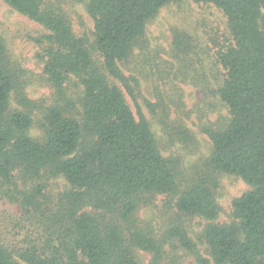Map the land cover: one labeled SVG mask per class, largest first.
Listing matches in <instances>:
<instances>
[{"label":"trees","instance_id":"obj_1","mask_svg":"<svg viewBox=\"0 0 264 264\" xmlns=\"http://www.w3.org/2000/svg\"><path fill=\"white\" fill-rule=\"evenodd\" d=\"M178 1L88 0L98 62L87 40L74 36L63 15L43 0H3L47 31L40 41L46 43L42 72L64 106L44 109L42 138L29 136L33 111L41 107L26 97V81L0 38V191L13 185L14 172L23 182L62 177L69 188L50 207L43 186L20 193L17 203L36 215L45 235L21 251L0 244V264H141L136 251L151 256L148 264H179L176 249L197 264H264V0H192L212 4L226 17L233 46L219 57L225 78L217 93L231 120L224 130H204L212 145L207 170L182 187L147 121L140 113L135 119L109 82L127 83L119 64L142 45L158 11ZM69 77L82 88L78 107L64 92ZM219 174L250 188L232 201L228 225L215 223ZM156 196H176L177 213L207 222L198 240L209 258L184 230L171 229L158 240L140 227L136 212Z\"/></svg>","mask_w":264,"mask_h":264},{"label":"rangeland","instance_id":"obj_2","mask_svg":"<svg viewBox=\"0 0 264 264\" xmlns=\"http://www.w3.org/2000/svg\"><path fill=\"white\" fill-rule=\"evenodd\" d=\"M87 2L43 0L44 5L63 15L74 36L87 40L94 60L101 62L93 47L94 22L87 13ZM47 34L42 26L0 0V38L26 81V97L41 107L33 111V126L28 132L36 140L42 138L39 120L43 110L64 106L58 103L42 72L46 43L40 41ZM231 46L233 42L221 10L208 3L180 0L158 11L146 24L142 45L119 64L127 83L109 78L122 93L135 119L140 113L147 121L160 154L172 161L180 187L187 178L199 177L207 170L205 163L211 156L212 145L204 130H224L231 120L217 93L225 78L219 57ZM64 92L78 107L82 88L76 79L69 77ZM13 176V185L0 191V244L16 252L37 246L45 235V227L36 215L24 212L17 203L20 193L43 186L50 207L69 186L62 177L23 182L17 172ZM249 190L242 180L219 174L215 198L220 211L215 223H232V201ZM176 199V196H156L150 204L139 207L135 220L158 240H163L174 228L186 231L198 253L209 258L198 240L207 222L177 213ZM169 241L176 244L175 238ZM170 243L164 246L167 251ZM176 253L179 264H197L188 252L176 249ZM136 256L141 264H148L151 258L142 251H136Z\"/></svg>","mask_w":264,"mask_h":264}]
</instances>
